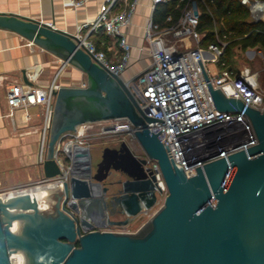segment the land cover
Instances as JSON below:
<instances>
[{"label": "water", "instance_id": "water-1", "mask_svg": "<svg viewBox=\"0 0 264 264\" xmlns=\"http://www.w3.org/2000/svg\"><path fill=\"white\" fill-rule=\"evenodd\" d=\"M0 29L20 34L87 75L85 85H62L54 91L42 162L45 180L59 182L58 142L86 123L128 119L145 154L138 157L125 141L122 149L107 147L99 164L102 168L106 163V175L99 177L93 173L90 147L67 144L63 149L70 159V177L63 181L65 199L56 214H42L38 221L30 216L25 238H20L6 227L0 201V264H12V247L25 249L30 264H264V110L214 88L198 59L217 109L244 112L258 144L205 163L189 177L166 145L170 159L157 135L161 130L150 132L152 118L142 112L127 82L95 61L75 34L54 23L2 12ZM148 158L158 161L168 189L163 206L137 232L96 228L89 219L125 227L160 203L161 188ZM109 174L113 178L106 182ZM28 200L26 195L19 201L29 206ZM115 215L124 218L112 219Z\"/></svg>", "mask_w": 264, "mask_h": 264}, {"label": "built area", "instance_id": "built-area-1", "mask_svg": "<svg viewBox=\"0 0 264 264\" xmlns=\"http://www.w3.org/2000/svg\"><path fill=\"white\" fill-rule=\"evenodd\" d=\"M85 1L72 0L71 3L79 6ZM166 1L168 0H151L152 7ZM138 3L139 0H105L98 15L82 25L75 34L81 48L111 73L119 76L132 56V45L125 28L130 25ZM203 5L206 6L205 0H187L178 20L162 28L155 26L152 20L149 21L145 45L141 49L149 52L151 64L126 81L142 112L152 118L148 122L150 132L156 134L161 130L157 134L159 139L166 148L168 146L173 161L189 177L196 175L197 167H202L205 163L241 150L248 151V148L258 144L253 124L244 112H224L217 109L198 59H201L214 88L220 89L227 97L239 98L248 106L264 110V92L248 79V74H236L226 67L225 62L220 63L228 41L216 35V39L206 49L201 46ZM93 35H106L115 40L119 48L117 62H112L104 50L97 48ZM185 39H194L197 46H186ZM67 65L63 62L54 81L46 87L25 89L22 85L15 84L8 91L11 115L15 109L23 108L29 119L27 110L30 106L44 105L47 109L40 148L41 161L46 155L54 91L59 87L57 78ZM115 120L117 122L110 128H105V132H128L134 135L137 128L128 119ZM94 124L86 123L79 126L76 132L64 134L58 142L57 154L69 143L73 148L85 145L88 131ZM220 150L223 152L217 155ZM58 160L63 170L59 182H63L70 177V163L66 165L61 159ZM147 166L161 188V191H157L161 202L167 196L168 189L159 163L148 158ZM231 171L230 165L224 184ZM113 231L125 232L119 229Z\"/></svg>", "mask_w": 264, "mask_h": 264}, {"label": "crops", "instance_id": "crops-1", "mask_svg": "<svg viewBox=\"0 0 264 264\" xmlns=\"http://www.w3.org/2000/svg\"><path fill=\"white\" fill-rule=\"evenodd\" d=\"M71 1L0 0V12L54 23L58 28L76 34L82 25L98 15L105 2V0H86L82 5L74 6ZM240 1L248 9L250 21L264 22V0ZM155 9L151 0H139L131 23L125 28L128 41L132 45L131 59L121 74L125 81H129L151 64L149 52L142 50L141 47L145 45L146 26L149 21L152 20L155 26L162 28L158 21H154ZM201 31L203 33L201 46L206 49L203 39L207 31L205 29ZM186 42L192 47L197 46L194 39H185ZM99 46L107 51L112 62L119 60V48L113 38L108 37L101 41ZM231 52L226 67L236 74H248V79L264 92V80H261L264 49L260 46L245 49L236 46ZM237 56L243 59L241 63L236 62ZM62 64L60 58L20 34L0 29V193L44 178L40 148L47 109L44 105L30 106L27 110L30 114L29 119L23 108L15 109L11 115L7 100L8 91L15 84L22 85L25 89L46 87L54 81ZM58 78V86L83 85L79 82L81 71L72 66L71 69L65 67ZM86 144L90 146L85 142ZM105 149L106 146L101 152L100 159L103 158ZM132 151L138 157H144L141 156L139 149ZM112 178L111 176L110 179Z\"/></svg>", "mask_w": 264, "mask_h": 264}, {"label": "trees", "instance_id": "trees-1", "mask_svg": "<svg viewBox=\"0 0 264 264\" xmlns=\"http://www.w3.org/2000/svg\"><path fill=\"white\" fill-rule=\"evenodd\" d=\"M179 0H168L156 6L154 21H158L161 27L171 25L181 15L180 9L176 8ZM201 15L200 29L206 30L203 39L206 46L216 39V34L229 40L225 54L220 63L229 62L231 51L236 46L242 48L260 46L264 49V22L254 23L249 19V11L240 0H205ZM184 3L181 2L182 6ZM108 38L106 35H93L92 39L98 49L101 41ZM101 40V41H100ZM106 53L107 51L104 50ZM229 68V67H228Z\"/></svg>", "mask_w": 264, "mask_h": 264}, {"label": "rangeland", "instance_id": "rangeland-1", "mask_svg": "<svg viewBox=\"0 0 264 264\" xmlns=\"http://www.w3.org/2000/svg\"><path fill=\"white\" fill-rule=\"evenodd\" d=\"M183 2L184 4L181 6L180 3ZM187 3V0H179L178 4L176 5V8L180 9V12L182 13V10ZM186 46L191 47V45L187 44ZM205 48H207L205 43ZM236 62L241 63L243 59L241 56H237ZM68 69H71V66H66ZM70 67V68H69ZM59 71V70H58ZM261 80H264V69L261 70ZM59 80V78H58ZM262 80V81H263ZM83 85L87 83V75L83 72H81V81ZM117 121L116 120H107V121H101L97 122L93 125V127L88 131V137H86L85 142L90 144L91 154H92V163L96 165L98 160L100 159L101 152L105 146L108 145H117L120 142L125 141L132 150L139 149L141 152V156H145L144 151L142 147L140 146L139 142L136 140L134 135L129 134L128 132H112L107 131L105 132V128H110L112 125H114ZM87 145V144H86ZM58 158L61 159L66 165L70 163V159L67 157L66 152L64 151L63 147L59 150ZM56 180H45V178H40L34 182L20 185L18 187L8 189L6 191H3L0 194H6L8 192H19L22 190H33L40 186H45L47 184L51 183H57ZM54 197V199H53ZM52 199L54 202L51 203V209L48 211H44L42 214L45 216H52L57 213L58 208H61L63 206V202L65 199V194L62 192H57L53 195ZM164 200H162L158 205H156L152 210H150L148 213H144L139 215L131 224L124 228H113V230H124L125 232H137L162 206H163ZM52 213V214H50Z\"/></svg>", "mask_w": 264, "mask_h": 264}, {"label": "bare ground", "instance_id": "bare-ground-1", "mask_svg": "<svg viewBox=\"0 0 264 264\" xmlns=\"http://www.w3.org/2000/svg\"><path fill=\"white\" fill-rule=\"evenodd\" d=\"M57 192H64L63 182L47 184L33 190L0 194V201L5 205L3 220L6 223V227L14 235L25 238L24 227L31 223L30 216H35V219L38 221L44 211L51 209V203L54 202L53 195ZM26 195H28V202L31 204L29 206H24L19 201L26 197ZM89 221L90 223L97 224L94 222V219H89ZM14 227L16 231H13ZM10 258L12 264H30L28 252L20 247H12L10 249Z\"/></svg>", "mask_w": 264, "mask_h": 264}, {"label": "flooded vegetation", "instance_id": "flooded-vegetation-1", "mask_svg": "<svg viewBox=\"0 0 264 264\" xmlns=\"http://www.w3.org/2000/svg\"><path fill=\"white\" fill-rule=\"evenodd\" d=\"M107 147H109V148H112V149H117V150H119V149H122V142H120L119 144H117V145H108V146H106V148ZM113 156V157H115L116 155L115 154H113V153H111L110 155H109V157L110 156ZM111 158V157H110ZM102 159L103 158H101L97 163H96V165H94L93 163H92V167H93V173L94 174H97L99 177H104L105 175H106V163H104V164H102V168H100L99 167V164H100V162H102ZM110 161L111 162H114V159H110ZM107 180V181H106ZM108 180H110V174H109V177H106V179H105V181L106 182H108ZM117 217H120V218H117ZM112 219H123L124 218V216H121V215H115V216H112L111 217ZM106 224V225H105ZM96 226V228H98V229H104V228H109V229H113V228H124V227H119V226H107V220L106 219H104V221H103V223L102 222H100V223H98V224H96L95 225Z\"/></svg>", "mask_w": 264, "mask_h": 264}, {"label": "clouds", "instance_id": "clouds-1", "mask_svg": "<svg viewBox=\"0 0 264 264\" xmlns=\"http://www.w3.org/2000/svg\"><path fill=\"white\" fill-rule=\"evenodd\" d=\"M13 231H16V228L15 227L13 228Z\"/></svg>", "mask_w": 264, "mask_h": 264}]
</instances>
